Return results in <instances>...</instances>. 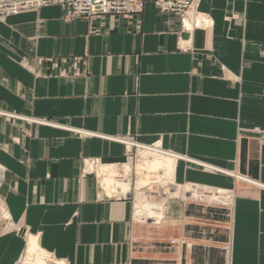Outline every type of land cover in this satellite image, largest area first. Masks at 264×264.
<instances>
[{
    "label": "crops",
    "instance_id": "obj_1",
    "mask_svg": "<svg viewBox=\"0 0 264 264\" xmlns=\"http://www.w3.org/2000/svg\"><path fill=\"white\" fill-rule=\"evenodd\" d=\"M197 12L212 26L151 2L0 22V198L15 226L0 224V264H19L28 235L64 264H264V0H201ZM127 141L158 144L174 183L194 187L158 223L134 219L136 169L111 196L94 171L128 164ZM195 186L232 202L194 200Z\"/></svg>",
    "mask_w": 264,
    "mask_h": 264
},
{
    "label": "built area",
    "instance_id": "obj_2",
    "mask_svg": "<svg viewBox=\"0 0 264 264\" xmlns=\"http://www.w3.org/2000/svg\"><path fill=\"white\" fill-rule=\"evenodd\" d=\"M201 0H0V22L5 19L16 16L24 11L38 10L45 6L58 5L64 11L65 20L83 19L91 20L98 16H115V15H130L138 14L142 12L146 2H151L159 12L175 13L180 15L182 21H188V18L194 20V24L198 28H209L212 23L209 18L197 12L198 4ZM7 118H16L15 115L6 113ZM37 123L53 125L44 121H36ZM127 148H134V150L141 152L144 150H155L171 156L168 152L161 149L158 144L152 146H142L134 141H127L125 143ZM132 161V157H130ZM96 165L95 161L91 162L88 168H85L84 172L92 171L91 168ZM123 165H116L120 169ZM3 173V169L0 167V179ZM198 186H195L197 188ZM202 188V193L194 196L191 192L190 197L194 200L218 203L223 205H229L232 202L231 192L225 191L221 195L219 201L211 199L213 195H219L217 189ZM127 195V194H126ZM125 196V195H124ZM138 221H151L158 223L160 220H138ZM4 223V230L15 229L14 223L10 219L4 204L0 198V224ZM48 259L52 260L50 254H47Z\"/></svg>",
    "mask_w": 264,
    "mask_h": 264
},
{
    "label": "bare ground",
    "instance_id": "obj_3",
    "mask_svg": "<svg viewBox=\"0 0 264 264\" xmlns=\"http://www.w3.org/2000/svg\"><path fill=\"white\" fill-rule=\"evenodd\" d=\"M186 25L189 26L188 22H186ZM140 162L143 164L144 169H141V172L144 174L143 176H147L149 172H156L157 176L155 177H148L149 180L142 179L141 176L137 172V166H136V179L138 181L134 183V196L139 198L138 200L140 204L133 205V214L135 220H161L165 203L167 199H170L172 197H176L179 195H186L188 192L187 190H193L191 187L181 188L180 186L176 185L173 181V164L174 159L172 156L166 155L164 153H160L155 150H144L139 152ZM128 165H123L120 169L122 174L120 173L119 169L118 174L113 172V169L110 167H101V175L108 177V178H114L117 177L121 183H116L113 179H104L102 180L103 185L105 186L104 190L107 192L109 186H111L113 189H111L112 192H116L115 190H118L119 193L126 194L130 190V181H129V175H130V167H127ZM92 169V168H91ZM112 171V172H110ZM140 172V171H139ZM153 179V180H151ZM166 180V181H165ZM153 184H157L159 186V192L155 193L157 196V200L154 202H150L148 198L151 196L147 195L148 193L151 194V188L153 187ZM200 189V188H196ZM144 191V192H143ZM182 198V196H181ZM28 235V234H27ZM25 254L29 256V259H25V257H22L20 262L23 260L22 264H32L28 262H32L34 258L38 257L43 258L44 261L47 264H64L61 261H57L54 259L49 260L47 253H45L40 246L37 243V240L35 237L28 235L26 240V249ZM25 255V256H26ZM36 258V261L38 260ZM27 261V262H25ZM35 264V263H33Z\"/></svg>",
    "mask_w": 264,
    "mask_h": 264
},
{
    "label": "rangeland",
    "instance_id": "obj_4",
    "mask_svg": "<svg viewBox=\"0 0 264 264\" xmlns=\"http://www.w3.org/2000/svg\"><path fill=\"white\" fill-rule=\"evenodd\" d=\"M132 156V161H130L127 165V167H130V174H131V172H132V177L134 178V172H135V169H136V166H137V172H138V174L141 176V178L142 179H145V180H149L148 179V177H155V176H157V173L156 172H149L148 174H146L147 176H143L144 174L141 172V169H144V166H143V164L140 162L141 160H140V157L142 156H140L139 155V152L138 151H136V150H133L132 151V154H131ZM125 165V164H124ZM110 167V168H112L113 169V172L114 173H117L118 174V170L116 169V166H112V165H99L97 168H95L94 169V171H95V173H96V175H97V177L99 178V182H100V185H101V187H102V189L104 190V188H105V186L103 185V183H102V180H104V179H113V180H115V182L116 183H121V181H119L117 178H108V177H105V176H102L101 175V172H100V170H101V167ZM119 171H120V173L122 174V172H121V169H119ZM140 171V172H139ZM110 172H112V171H110ZM130 176V175H129ZM151 180H153V179H151ZM136 182L138 181V179H136L135 180ZM166 181V180H165ZM153 187L151 188V194H147V195H151L149 198H148V200L150 201V202H154L155 200H157V198H156V194L155 193H158L159 192V186L157 185V184H153L152 185ZM135 187V186H134ZM108 189H110V191L109 190H107V192L104 190V192L108 195V196H111L110 194L111 193H113L112 191H111V189H113L111 186H109L108 187ZM144 192V191H143ZM113 196V195H112ZM138 200H140L139 198H137L136 196H134V198H133V201H134V203H133V205H138V204H140V202L142 201H138ZM25 249H26V246H25ZM26 254H25V250H24V254H23V256L22 257H25V259H29V256H25ZM38 257H40V256H38ZM38 257H36L37 259H38ZM36 258H34V260L32 261V262H28V263H35V264H47L45 261H44V259L43 258H39L37 261H36ZM22 262H23V260L21 261V263H19V264H22ZM25 262H27V261H25ZM24 263V262H23ZM56 263V262H55ZM54 263V264H55Z\"/></svg>",
    "mask_w": 264,
    "mask_h": 264
}]
</instances>
